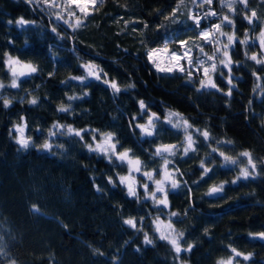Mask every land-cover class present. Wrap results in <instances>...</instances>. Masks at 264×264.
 Returning <instances> with one entry per match:
<instances>
[{
  "label": "clouds",
  "instance_id": "clouds-1",
  "mask_svg": "<svg viewBox=\"0 0 264 264\" xmlns=\"http://www.w3.org/2000/svg\"><path fill=\"white\" fill-rule=\"evenodd\" d=\"M13 2L26 4L29 15L8 19L9 34L0 37L13 46L0 51V109L11 114L7 140L19 154L35 152L83 170L91 191L105 200L115 190L121 199L112 206L123 227L145 246L163 241L172 264H191L181 254L190 256L201 243L189 238L196 221L227 202L218 198L230 185L264 182V151L228 131V114H242L249 125L255 117L264 129V112L254 106V99L264 100V9L250 0H156L148 9L140 0H92L86 9L72 0ZM109 4L123 13L109 21L112 35L103 32L111 52L103 40L83 38L102 32L96 17L111 16L104 11ZM238 17L247 25L242 33ZM253 41L258 48L250 47ZM25 45L45 51L34 57L11 50ZM241 69L253 79L239 113L233 102L244 95ZM221 107L227 114L217 116ZM185 189L188 203L175 206L171 194ZM260 234L249 236L264 239ZM201 235L211 238V226ZM226 246L230 254L215 264H250L255 255Z\"/></svg>",
  "mask_w": 264,
  "mask_h": 264
},
{
  "label": "trees",
  "instance_id": "trees-1",
  "mask_svg": "<svg viewBox=\"0 0 264 264\" xmlns=\"http://www.w3.org/2000/svg\"><path fill=\"white\" fill-rule=\"evenodd\" d=\"M155 2L156 0H140L144 9L150 8ZM164 2L167 3V0ZM250 2L253 7L264 9V0ZM104 11H110L112 15L96 17L100 21L102 32L93 30L92 34L83 38L103 40L111 52L112 42L107 40L103 32L112 35L115 29L109 26V21L123 13L112 4ZM19 14L26 17L29 15L26 4L0 0V37L9 34L6 21ZM138 14L148 18L144 10ZM237 26L241 33L247 27L246 22L239 17ZM11 34L13 39L20 40L21 34L14 26ZM115 39L120 40L119 37ZM5 47L13 46L0 38V51ZM250 47L258 48V45L250 43ZM11 50L25 52L24 55L30 53L34 57L41 56L45 51L39 45H25L23 49ZM48 67L50 66L46 65ZM241 71L245 76V81L240 84L244 95L233 102L239 113L243 110L241 99L247 100L253 79L249 72L243 69ZM25 83L27 85L31 81L25 80ZM221 84L223 86V82ZM261 95L264 98V94ZM254 106L258 112H264V100L256 102L254 99ZM18 109L19 105L13 109L12 114ZM225 114L227 113L223 107L217 111V116ZM7 115L11 114H5L0 109V121H3L0 123V250H3L0 252V264H7L11 258H15L18 264H113L114 258H118L119 264H172L168 247L163 241H157L155 248L145 246L139 235L120 224L112 206L115 200L121 199L115 190L112 197L105 200L91 191L90 181L83 170L70 169L35 152L17 153L15 146L6 137ZM228 115L229 134L245 144L254 143L258 150L264 151V129H260L258 120L252 117L249 125L242 114ZM253 189L255 195H245ZM226 192L227 196L236 198L219 197L218 199L227 202L221 203L207 217L196 221L189 238L199 236L201 243L193 249L190 256L182 253V258L190 259L191 264H215L217 258L230 254L226 246L230 243L241 251L254 252L250 264H264V242L259 241L257 236H249V233H264V182L241 181L239 185H230ZM171 195L177 207L183 208L188 203L187 189L184 194L175 192ZM121 202L125 204L126 210L130 209L125 201ZM193 202L195 207L204 208L195 198ZM193 219L195 220V215ZM61 221L69 224L67 231L61 226ZM206 225L211 226V238L201 235V229ZM125 241H129L127 245ZM89 245L99 248L104 255L93 254ZM137 247L140 248V253L135 251Z\"/></svg>",
  "mask_w": 264,
  "mask_h": 264
},
{
  "label": "snow or ice",
  "instance_id": "snow-or-ice-1",
  "mask_svg": "<svg viewBox=\"0 0 264 264\" xmlns=\"http://www.w3.org/2000/svg\"><path fill=\"white\" fill-rule=\"evenodd\" d=\"M92 3V0H72V4H74L77 7H83L87 8L90 4ZM210 34H202L201 38L202 39H207ZM194 204V202H193ZM261 237H264V233L260 234ZM238 257V254H237Z\"/></svg>",
  "mask_w": 264,
  "mask_h": 264
},
{
  "label": "rangeland",
  "instance_id": "rangeland-1",
  "mask_svg": "<svg viewBox=\"0 0 264 264\" xmlns=\"http://www.w3.org/2000/svg\"><path fill=\"white\" fill-rule=\"evenodd\" d=\"M251 43L258 45V47H259V43H258V41H253V42H251Z\"/></svg>",
  "mask_w": 264,
  "mask_h": 264
},
{
  "label": "water",
  "instance_id": "water-1",
  "mask_svg": "<svg viewBox=\"0 0 264 264\" xmlns=\"http://www.w3.org/2000/svg\"><path fill=\"white\" fill-rule=\"evenodd\" d=\"M257 239L261 242H264V239H261L260 237L257 236Z\"/></svg>",
  "mask_w": 264,
  "mask_h": 264
}]
</instances>
